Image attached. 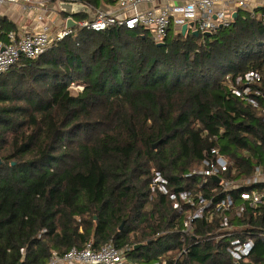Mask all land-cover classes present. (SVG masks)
<instances>
[{"label":"trees","instance_id":"trees-1","mask_svg":"<svg viewBox=\"0 0 264 264\" xmlns=\"http://www.w3.org/2000/svg\"><path fill=\"white\" fill-rule=\"evenodd\" d=\"M238 10L211 36L171 28L163 44L142 26L79 28L0 76V264H48L88 242L123 250L121 264H234L235 239L253 241L238 264H264V196L252 207L228 191L231 209L186 234L198 206L150 188L160 171L214 207L227 193L195 172L214 149L231 162L225 178L264 173V6Z\"/></svg>","mask_w":264,"mask_h":264},{"label":"built area","instance_id":"built-area-1","mask_svg":"<svg viewBox=\"0 0 264 264\" xmlns=\"http://www.w3.org/2000/svg\"><path fill=\"white\" fill-rule=\"evenodd\" d=\"M161 0H118V13L100 10L97 12L96 18L92 21L82 20L77 23L74 28L66 26L57 31H51L48 25H43L39 31L26 32L18 34L15 31L8 33V42H4L0 38V76L8 72L13 66L21 63L23 59H34L51 47L55 42L60 41L70 35L76 33L77 29H91L102 31L111 26H124L129 29L142 26L152 32V37L157 43H162L166 39L170 29L182 32L183 25H187V32L194 33L198 31L201 35L206 33H214L219 27H228L233 22V14L236 10H229V6L218 8L217 2L221 0H184L179 4L158 5ZM24 2L29 5L35 4L36 0H0L2 4H13ZM236 7L246 9L251 3L257 5L263 4L264 0H234ZM143 4H152L151 8L140 9ZM226 5V3L224 4ZM27 6H25L26 9ZM39 16V20H43ZM258 78L257 72H249L245 75V79L249 82ZM242 80L240 77L238 81ZM233 88V87H232ZM233 93L240 95L238 89L233 88ZM215 155L213 160H205L206 168H202L198 172L205 179L214 177L219 179V186L222 191L228 192L236 189L238 196L244 203H249L254 207L263 200L264 193L261 190H252V188L241 189L243 184L254 185L264 181V173L260 168L256 169V173L248 178L233 180L225 178L224 174L229 170L231 162L218 150H212ZM153 179L150 185L152 192L160 191L165 195H169L174 200V208L182 209V204H196L195 210L189 211L185 219L184 232L187 234L192 228V221L196 218L212 217L217 212L224 214L229 211L234 203L232 196L227 195L219 201L214 207L209 208V200L199 195V200H195L192 190H184L179 193L172 192L168 188L167 180L160 171L153 172ZM209 209V210H208ZM245 211V204L239 207L237 213L240 215ZM222 226L228 227V219ZM253 246L251 239L241 242L239 239L232 241V247L229 249L234 264L247 255ZM124 251L117 248L114 244L109 243L95 248L92 242H88L84 247H74L64 254H53L48 264H121L124 261Z\"/></svg>","mask_w":264,"mask_h":264},{"label":"crops","instance_id":"crops-1","mask_svg":"<svg viewBox=\"0 0 264 264\" xmlns=\"http://www.w3.org/2000/svg\"><path fill=\"white\" fill-rule=\"evenodd\" d=\"M60 1L61 0H36V3L32 5L24 2L0 5V38L4 42H8V33L11 31H15L22 35L26 32L39 31L42 29L43 25H48L51 28V31L54 32L65 26L67 27V19L69 18V15L62 12L59 8L58 3ZM183 1L184 0H161L157 6L179 4ZM225 3L226 5H224ZM216 5L218 8L229 6L227 7L229 10H236V12L239 11L234 0H221L217 2ZM25 6H27L26 9ZM260 6H264V2L261 5L251 3L248 8L240 10L254 13V10ZM89 7L91 8L92 13L81 12L74 16V20L77 23L82 20H90L92 14L97 13L100 10L118 13L119 3L105 4L102 8L98 9H94L91 6ZM151 7L152 4H143L140 9L146 10ZM39 16L43 17V20H39ZM233 19L235 18L233 17Z\"/></svg>","mask_w":264,"mask_h":264},{"label":"water","instance_id":"water-1","mask_svg":"<svg viewBox=\"0 0 264 264\" xmlns=\"http://www.w3.org/2000/svg\"><path fill=\"white\" fill-rule=\"evenodd\" d=\"M59 8L61 9L62 12L66 13L69 15V18L67 19V28H74L77 26V22L74 20V16H76L78 13L81 12H88V13H92L91 8L81 2H72V1H60L58 3ZM97 13H93L92 14V18L90 19L91 21L94 20L96 18ZM238 16V12H236L233 17L236 18ZM187 32V25H183L182 27V33L186 34ZM196 36H200L201 34L198 31H195L193 33ZM212 33L208 32L206 33V36H211ZM159 44H163V43H159ZM158 146V143L154 144V148H156ZM2 163L1 158H0V164ZM214 179H216L219 182V178L214 177ZM144 243H140L136 245V248L143 246Z\"/></svg>","mask_w":264,"mask_h":264},{"label":"rangeland","instance_id":"rangeland-1","mask_svg":"<svg viewBox=\"0 0 264 264\" xmlns=\"http://www.w3.org/2000/svg\"><path fill=\"white\" fill-rule=\"evenodd\" d=\"M82 89H83V84L82 83H77V84L75 83V85L71 87V93L74 96H77L79 93H81ZM252 190H256V189H252Z\"/></svg>","mask_w":264,"mask_h":264}]
</instances>
